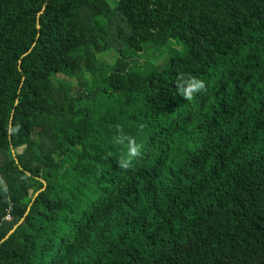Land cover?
Wrapping results in <instances>:
<instances>
[{
    "label": "trees",
    "instance_id": "16d2710c",
    "mask_svg": "<svg viewBox=\"0 0 264 264\" xmlns=\"http://www.w3.org/2000/svg\"><path fill=\"white\" fill-rule=\"evenodd\" d=\"M0 187V264H264V0H0Z\"/></svg>",
    "mask_w": 264,
    "mask_h": 264
},
{
    "label": "clouds",
    "instance_id": "9594fccd",
    "mask_svg": "<svg viewBox=\"0 0 264 264\" xmlns=\"http://www.w3.org/2000/svg\"><path fill=\"white\" fill-rule=\"evenodd\" d=\"M177 87L180 96L190 101L193 99L194 94L205 88V83L203 80L197 79L195 77L184 78L181 76L177 80ZM126 141L127 144H125ZM115 142L120 145H125L128 149L127 156H122L118 161V164L121 168L128 169L131 166L132 160L140 156L141 146L136 143L135 139L124 134L118 136Z\"/></svg>",
    "mask_w": 264,
    "mask_h": 264
},
{
    "label": "rangeland",
    "instance_id": "374dc122",
    "mask_svg": "<svg viewBox=\"0 0 264 264\" xmlns=\"http://www.w3.org/2000/svg\"><path fill=\"white\" fill-rule=\"evenodd\" d=\"M181 52H182V50H181L180 46L174 45L173 47H171L170 49H167V50L153 51L151 53H148V54L140 57V59L149 60V62L154 64V65H161L166 58L178 57L181 54ZM114 55L115 54L112 51H110L109 53L103 54L100 58L102 61L104 60L107 63H111ZM21 189H22V193H23V202L28 203L30 201V198H31L28 187L22 186ZM0 190H3V188L0 187ZM5 221L9 222V221H11V218L9 217Z\"/></svg>",
    "mask_w": 264,
    "mask_h": 264
},
{
    "label": "built area",
    "instance_id": "2783aa9c",
    "mask_svg": "<svg viewBox=\"0 0 264 264\" xmlns=\"http://www.w3.org/2000/svg\"><path fill=\"white\" fill-rule=\"evenodd\" d=\"M8 218H9V217H6V219H8ZM6 219H5V220H6Z\"/></svg>",
    "mask_w": 264,
    "mask_h": 264
},
{
    "label": "water",
    "instance_id": "95a60500",
    "mask_svg": "<svg viewBox=\"0 0 264 264\" xmlns=\"http://www.w3.org/2000/svg\"><path fill=\"white\" fill-rule=\"evenodd\" d=\"M13 231H11V233H12Z\"/></svg>",
    "mask_w": 264,
    "mask_h": 264
}]
</instances>
